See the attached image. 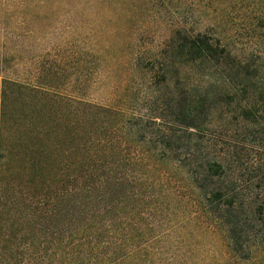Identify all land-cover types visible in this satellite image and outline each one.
<instances>
[{"label": "trees", "instance_id": "1", "mask_svg": "<svg viewBox=\"0 0 264 264\" xmlns=\"http://www.w3.org/2000/svg\"><path fill=\"white\" fill-rule=\"evenodd\" d=\"M76 1L100 21L127 6L132 25L137 0L59 3ZM189 1L225 22L220 0ZM244 7L229 22L247 31L241 48L175 25L155 54L139 42L115 57L103 38L88 53L74 44L72 95L1 78L0 264H214L184 260L213 251L182 243L187 222L224 239L221 264L264 252V0ZM108 56L119 101L97 103L83 78Z\"/></svg>", "mask_w": 264, "mask_h": 264}, {"label": "rangeland", "instance_id": "2", "mask_svg": "<svg viewBox=\"0 0 264 264\" xmlns=\"http://www.w3.org/2000/svg\"><path fill=\"white\" fill-rule=\"evenodd\" d=\"M120 1H124V5L127 1L130 2ZM231 1L230 4L224 0L217 2L216 6L221 9L220 17L225 19V22L219 20L218 26L214 24L217 18L206 19L199 13L202 3H195V6L191 7L189 0H137L133 6L132 25L128 23L127 6L122 8L123 13L120 9L116 11L120 14L119 17L113 15L115 13L113 10L107 19L103 18L100 21L99 17L93 15L96 13L92 12L90 3L84 5L76 1L73 5L65 7L60 6L64 4L59 3V0H0V8H4V11L0 10V17L7 14V17L5 16L7 19H0V59L3 61L0 80L9 77L72 95L79 82L76 70L71 69L73 63L71 52L74 44L75 47L79 46L81 51L88 53L92 46L103 38L104 41H108L112 49L111 55L115 57L119 50L128 55L131 50L128 48L129 44L139 42L137 45H140L142 53L155 54L159 53L171 27L175 25L189 26L196 30H211L223 38H230L237 48H241L245 46L247 31L236 25L237 31L234 32L229 22L240 24L239 17L248 12L243 6L251 0H243V3ZM22 3L24 6L21 7ZM224 8H227L228 17L222 11ZM1 21L6 23L2 24ZM116 22L121 27V33L114 36L100 35V28L112 27ZM124 28L126 30L123 32ZM97 38L99 39L96 40ZM99 50L105 51L100 46ZM61 54L66 56V61L60 60ZM106 58L92 77L89 75L88 78H83L85 87L83 92L86 98L104 104L110 102V98L116 97V102L119 101L117 99L119 92L114 90V84L119 82H115V73L110 72L115 66V61L109 56ZM84 71V74H87V69ZM84 74L82 73L80 78L85 76ZM17 110L20 113L19 109ZM196 227L197 224L193 222L185 223V231L188 229L189 231L188 236L186 233V238L182 239V243L187 248L212 246L213 251L210 254L200 253L199 256L187 254L184 260L214 264L215 262L221 264L223 260H227L223 256L224 239L220 235L209 239L203 234H196ZM250 261L242 260L238 263L264 264V252L257 253Z\"/></svg>", "mask_w": 264, "mask_h": 264}]
</instances>
